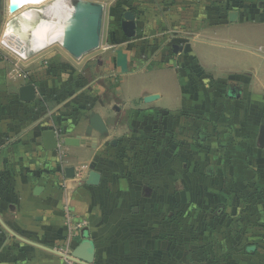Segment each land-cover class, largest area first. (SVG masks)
I'll return each instance as SVG.
<instances>
[{"label": "crops", "instance_id": "0c3cea01", "mask_svg": "<svg viewBox=\"0 0 264 264\" xmlns=\"http://www.w3.org/2000/svg\"><path fill=\"white\" fill-rule=\"evenodd\" d=\"M107 14L99 55L0 53V264H70L52 250L84 234L94 264H264V0H114Z\"/></svg>", "mask_w": 264, "mask_h": 264}, {"label": "water", "instance_id": "95a60500", "mask_svg": "<svg viewBox=\"0 0 264 264\" xmlns=\"http://www.w3.org/2000/svg\"><path fill=\"white\" fill-rule=\"evenodd\" d=\"M1 6V5H0ZM74 14L72 19L65 25L62 31L61 40L55 42L70 53L76 59H82L84 56L97 51L102 42L103 24L105 18V5L103 3H90L80 1L73 7ZM230 21L238 20V13L231 12ZM123 32L127 38H133L136 35V22L132 13L125 15V21L122 25ZM177 52V47H174ZM118 65L122 71H127V58L123 54L122 49L118 51ZM230 96L240 97V90L231 84ZM36 88L34 85H25L20 89V99L25 103L35 101ZM90 128L101 134L108 131V127L100 114L94 113L90 119ZM44 146L47 150H55L59 147V139L54 131H46L43 134ZM67 146H79L80 138L67 137L64 139ZM258 146L264 149V125L260 128ZM67 177L75 176L74 168L66 169ZM101 175L96 171H91L87 180V184L91 186L99 185ZM52 252L57 253L55 250ZM58 254V253H57ZM62 256V255H61ZM74 260L83 262L84 264H94L96 252L94 243L89 239L88 235H83V241L74 249L70 256Z\"/></svg>", "mask_w": 264, "mask_h": 264}, {"label": "bare ground", "instance_id": "6f19581e", "mask_svg": "<svg viewBox=\"0 0 264 264\" xmlns=\"http://www.w3.org/2000/svg\"><path fill=\"white\" fill-rule=\"evenodd\" d=\"M46 1L48 0H10V13L17 14ZM48 4L31 8L11 25L4 43L18 55L29 56L50 43L61 40L62 31L72 19L74 9L67 6L66 0Z\"/></svg>", "mask_w": 264, "mask_h": 264}, {"label": "rangeland", "instance_id": "374dc122", "mask_svg": "<svg viewBox=\"0 0 264 264\" xmlns=\"http://www.w3.org/2000/svg\"><path fill=\"white\" fill-rule=\"evenodd\" d=\"M54 1L56 0H48L40 5L37 6H33V7H38V6H44L45 4L51 5ZM80 1H84V2H90V3H103L105 4V6H107V9L110 10V5L113 4L114 0H66V4L67 6L73 8L74 6H76V4ZM69 4V5H68ZM0 53H2L4 56L13 59V60H19L22 59L17 53H15L14 51H12L11 49L7 48L3 43H2V39L3 37L6 35V32L9 30V28L11 27V25L26 11L30 10L33 7H29L17 14H12V16L9 15L10 13V0H0ZM71 5V6H70ZM73 5V6H72ZM111 9H113L111 7ZM44 18H49V17H45ZM117 22V20H114V16L107 14L104 18V25L103 26V35H102V42H101V46L97 51H94L90 54H88L89 56H95V55H99L100 53L103 52V48L106 46L105 45V37L106 35L110 34V30L111 29H117V24H115ZM119 31L121 32V29H119ZM120 32H118V41L121 42L124 37L122 35H120ZM166 32H169V30H166ZM122 34V32H121ZM58 46H61L60 43H56ZM151 47V46H150ZM112 51V50H110ZM155 78V77H153ZM156 79V78H155ZM197 131H195L196 133Z\"/></svg>", "mask_w": 264, "mask_h": 264}, {"label": "built area", "instance_id": "2783aa9c", "mask_svg": "<svg viewBox=\"0 0 264 264\" xmlns=\"http://www.w3.org/2000/svg\"><path fill=\"white\" fill-rule=\"evenodd\" d=\"M59 255H62V257H64L65 259H67L69 261L70 264H84L83 262H80L78 260H74L72 259L70 256H71V253L72 252H69L67 250H64L63 248H60V249H56L55 250Z\"/></svg>", "mask_w": 264, "mask_h": 264}]
</instances>
